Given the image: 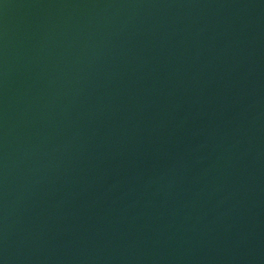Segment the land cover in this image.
Masks as SVG:
<instances>
[{"label": "water", "instance_id": "1", "mask_svg": "<svg viewBox=\"0 0 264 264\" xmlns=\"http://www.w3.org/2000/svg\"><path fill=\"white\" fill-rule=\"evenodd\" d=\"M2 264H264V0H0Z\"/></svg>", "mask_w": 264, "mask_h": 264}, {"label": "clouds", "instance_id": "2", "mask_svg": "<svg viewBox=\"0 0 264 264\" xmlns=\"http://www.w3.org/2000/svg\"><path fill=\"white\" fill-rule=\"evenodd\" d=\"M0 264H2V262H0Z\"/></svg>", "mask_w": 264, "mask_h": 264}]
</instances>
